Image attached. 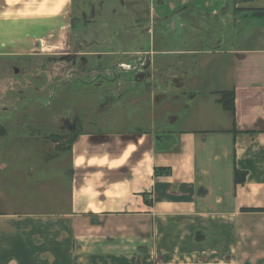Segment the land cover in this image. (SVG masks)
<instances>
[{
    "label": "crops",
    "instance_id": "crops-1",
    "mask_svg": "<svg viewBox=\"0 0 264 264\" xmlns=\"http://www.w3.org/2000/svg\"><path fill=\"white\" fill-rule=\"evenodd\" d=\"M229 1L138 0L153 22L182 10L229 17ZM237 8L228 50L216 27L219 49L198 29L204 47L185 51L191 36L180 29L177 48L138 59L136 75L149 78L135 82L137 123L76 138L56 210L0 211V264H264V212L248 211L264 209V0ZM72 13L73 0H0V56L62 53ZM166 55L163 81L155 63ZM232 89L235 117L218 102ZM168 102L181 110H159ZM27 170L35 182L50 175Z\"/></svg>",
    "mask_w": 264,
    "mask_h": 264
},
{
    "label": "rangeland",
    "instance_id": "rangeland-1",
    "mask_svg": "<svg viewBox=\"0 0 264 264\" xmlns=\"http://www.w3.org/2000/svg\"><path fill=\"white\" fill-rule=\"evenodd\" d=\"M229 13V17L205 19L182 10L170 20L153 22L150 9L141 7L138 0H73L67 47L62 53L39 56L31 51L24 56H0V211L28 214L56 210L62 194L58 172L69 167V151L76 138L87 133L122 132L137 123L139 102L134 83L138 59L151 56L153 49L177 48L174 34L180 29L191 36L184 50L206 43L198 38V29L207 32L210 50H228L235 19L232 10ZM181 15V19L174 17ZM216 27L224 30L220 47L217 40L223 33ZM157 59L155 77L164 81L173 64L167 55ZM229 69L226 65L223 71ZM195 90L188 87L185 92ZM179 108L168 102L159 110ZM2 143L9 144L10 151ZM49 152L58 157L52 167L45 164ZM35 168L50 175L35 182L36 175L27 172ZM68 197L66 192L65 199Z\"/></svg>",
    "mask_w": 264,
    "mask_h": 264
},
{
    "label": "trees",
    "instance_id": "trees-1",
    "mask_svg": "<svg viewBox=\"0 0 264 264\" xmlns=\"http://www.w3.org/2000/svg\"><path fill=\"white\" fill-rule=\"evenodd\" d=\"M253 0H230L227 3V12L231 11L236 14L238 12H241V9L237 8V5L240 3H246V2H252ZM215 31V30H212ZM221 31V30H219ZM216 33V31L214 32ZM219 104H221V106L223 107V109L227 112H229L232 117H235V92L234 90H230V91H223L219 93V100H218ZM163 169H157L156 170V174H158L159 171H162ZM171 171L170 170H166V172L164 173L165 175H170ZM245 174L241 173L239 171L236 170L235 172V183L236 184H243L245 183ZM248 211L251 212H264V209H249Z\"/></svg>",
    "mask_w": 264,
    "mask_h": 264
},
{
    "label": "flooded vegetation",
    "instance_id": "flooded-vegetation-1",
    "mask_svg": "<svg viewBox=\"0 0 264 264\" xmlns=\"http://www.w3.org/2000/svg\"><path fill=\"white\" fill-rule=\"evenodd\" d=\"M137 67H138V66H137ZM137 67H136V69H137ZM113 73H114V71H113V69H112V71L109 72L108 75L111 76V75H113ZM143 76L147 77V76H148V73L145 74V75L141 73V74H138V76L135 74V82H136L137 80H139L140 77H143ZM145 77H144V78H145ZM105 78H107V77H105ZM134 84H135V83H134Z\"/></svg>",
    "mask_w": 264,
    "mask_h": 264
},
{
    "label": "water",
    "instance_id": "water-1",
    "mask_svg": "<svg viewBox=\"0 0 264 264\" xmlns=\"http://www.w3.org/2000/svg\"><path fill=\"white\" fill-rule=\"evenodd\" d=\"M141 59V58H140ZM144 60V59H143ZM146 60V59H145ZM141 61H142V59H141ZM142 66V65H141ZM148 66H149V63H148ZM143 68V67H142ZM148 69V67H146L144 70H147Z\"/></svg>",
    "mask_w": 264,
    "mask_h": 264
}]
</instances>
